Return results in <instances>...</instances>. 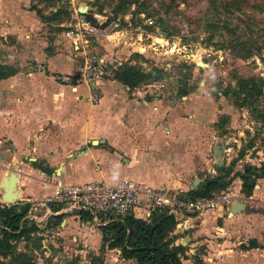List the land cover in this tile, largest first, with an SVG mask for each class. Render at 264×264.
Returning <instances> with one entry per match:
<instances>
[{
	"label": "crops",
	"instance_id": "0c3cea01",
	"mask_svg": "<svg viewBox=\"0 0 264 264\" xmlns=\"http://www.w3.org/2000/svg\"><path fill=\"white\" fill-rule=\"evenodd\" d=\"M65 3L69 5L68 13L59 23H42L29 9L35 6L46 17L58 7L63 9ZM76 6L79 7L71 0H59L55 8L32 0H0V43L6 44L0 65L15 70L14 75L0 80V207L28 205L34 199L51 195L56 184L103 182L113 185L121 180H131L153 189H173L186 194L195 177L188 181L187 178L197 170L195 158L178 153L176 135L182 137L179 126L190 121L198 130H207L208 123L216 129L218 121L215 119L224 112L220 109L221 104L213 103L208 97L206 82L196 95L185 90L186 95L180 96L182 102L176 105L171 101L173 93L165 95L164 79L156 80L160 87L146 89L144 84L129 89L114 80L113 71H110L111 77L92 80L88 86L85 83L60 84L57 77L74 74L79 65V61L70 56L72 39L66 34L75 11L77 13ZM90 9L85 15L99 17ZM57 28L61 30L56 31ZM7 39H12V45L8 46ZM110 45L114 46V43ZM123 45L126 47L130 43L123 42ZM89 47L108 60L117 59L120 53L103 40L91 41ZM16 57L20 60L15 65ZM132 60L129 58L127 65L134 66ZM65 64L69 65V70L63 69ZM114 84L118 86L116 89ZM92 89L99 93L94 103L87 100ZM221 98L224 97L219 93L218 103ZM184 102H191L189 110L184 111ZM126 135L131 137L124 143L121 137ZM90 141L98 144L93 146ZM256 155L260 158L247 159L250 165L264 161L262 154ZM106 162L109 170L104 167ZM211 173L203 176L200 184L217 176L216 171L214 176ZM220 173V181L227 182L223 189H228L229 195L236 199L227 208L218 207L200 219L176 224L178 228L175 226L173 234L179 231L186 235L185 240L178 242L181 237L175 234L178 236L175 244L194 247L186 251L190 252L188 258L185 252L181 262L264 264V179L256 180L250 196L244 197L240 193L242 172ZM179 176L183 180L174 189V177ZM236 201H241L244 209L229 215L227 210ZM136 216L139 220H148L141 219L142 211ZM69 220L76 228L88 226L90 230L94 229L88 221L71 215L63 217L54 226L61 227ZM99 230H94L91 239L93 244L99 242L101 246ZM250 242L254 247L248 248ZM103 247L118 253L117 264L120 261L136 264L134 260L120 259L118 249Z\"/></svg>",
	"mask_w": 264,
	"mask_h": 264
},
{
	"label": "rangeland",
	"instance_id": "374dc122",
	"mask_svg": "<svg viewBox=\"0 0 264 264\" xmlns=\"http://www.w3.org/2000/svg\"><path fill=\"white\" fill-rule=\"evenodd\" d=\"M71 1L74 6L92 8V12L100 8V14H96L99 17L89 16L90 23L103 27L111 24L112 31L117 32V35L102 39L104 43L120 52L117 56L124 64L130 58L135 67L146 73L153 68L161 70L162 79L166 81L165 95L173 93L171 101L175 105L182 102L178 92L186 90L188 94L196 95L206 82L208 97L213 103L221 104L220 109L224 111L219 120V116L215 119L218 121L216 129L208 123L207 130H198L188 121L186 125L179 126L182 137L176 135L178 153H187L195 158L197 172L210 169V175H215L217 166L211 155L213 145H223L220 167L231 172H243L250 165L248 158H260L256 154L264 156V0ZM122 3H128L127 10L117 12ZM68 7L65 3L61 9L62 19L66 18ZM10 40H6L8 46L12 45ZM123 42L130 45L125 47ZM160 42L164 43L163 46ZM4 45L0 43V61H3ZM118 58L115 60L119 61ZM19 60L16 57L13 64ZM63 69L69 70V65L65 64ZM249 79L260 82L261 95L247 99L248 105L240 109L233 107L231 97L221 98L218 103L219 93L227 88L235 90L239 80ZM152 81L156 80L149 79L137 86ZM117 87V84L113 85L114 89ZM79 91L84 92L83 89ZM240 96L242 98L243 94ZM190 104L184 102V111L189 110ZM130 137L121 138L126 143ZM262 162L256 163L257 167ZM250 166L255 167L253 164ZM104 167L109 170L107 162ZM193 174L186 173L189 175L187 181L195 177ZM180 175L184 176V173ZM181 176L174 177L172 188L180 186ZM84 227L76 228L72 220L61 227L48 224L41 233L29 235V239L11 242L7 254L23 252L36 264H117L119 259L115 250L108 251L99 246V242L93 244L91 238L96 228ZM174 234L181 237L178 242L185 240V233L178 231ZM185 248L186 251L194 249L188 244ZM186 255L188 258L190 252ZM119 264L130 263L120 261Z\"/></svg>",
	"mask_w": 264,
	"mask_h": 264
},
{
	"label": "built area",
	"instance_id": "2783aa9c",
	"mask_svg": "<svg viewBox=\"0 0 264 264\" xmlns=\"http://www.w3.org/2000/svg\"><path fill=\"white\" fill-rule=\"evenodd\" d=\"M84 15L75 11V18L66 33L72 39L69 46L70 56L79 61V65L74 74L57 77V81L63 85L85 83L88 86L92 80L111 77L110 71L121 65L115 59L108 60L103 55L98 56L89 47L91 41L117 35V32L112 31V25L94 26ZM160 86L157 81H152L143 87L151 89ZM98 98V91L90 90L87 100L94 103ZM259 162L261 161H257ZM183 194L185 193H178L173 189H153L144 183L131 180H121L113 185L103 182L56 184L51 195L28 202L27 211L18 224V231L33 225L34 233H41L47 227L49 218L56 214L77 217L84 214L89 216L88 223L92 227L101 228L111 223H122L127 216L139 219L136 213L141 211V219H147L156 210L171 215L179 225L188 219H200L218 207L227 208L236 199L229 195L228 189L216 191L209 197L182 199L180 196Z\"/></svg>",
	"mask_w": 264,
	"mask_h": 264
},
{
	"label": "trees",
	"instance_id": "16d2710c",
	"mask_svg": "<svg viewBox=\"0 0 264 264\" xmlns=\"http://www.w3.org/2000/svg\"><path fill=\"white\" fill-rule=\"evenodd\" d=\"M32 1L43 3L44 6L48 8H55L56 2L59 0ZM126 4L128 3H122L116 11H120L121 13L125 12L127 10ZM29 9L36 13L42 23L48 21H56L59 23L62 21V7H58L55 12H49L46 17L42 16L40 11L34 6H30ZM100 11L101 9L98 8L94 13L100 14ZM66 14L67 13H65V15ZM84 17L91 22V18L88 15H84ZM59 30H61V28L56 29V31ZM14 74L15 70L13 68L0 65V80L6 79ZM162 76L161 70L156 68L150 70L149 73H144L139 68L127 64H121L113 70L112 75L114 80L129 89L149 79L160 80ZM259 83V81L254 79L239 80L236 83L235 90H229V88H227L221 95L223 97H231L233 99V107L240 109L248 105L247 99H251L254 95H261ZM241 94H243L242 98H240ZM178 95L185 96L186 91L178 92ZM215 171L217 172V176L199 184L194 190L188 191L186 193L187 199L198 196L209 197L214 192L225 188L227 182L220 181L221 176L218 175L220 172L227 174L228 170L220 167L216 168ZM241 174L240 193L244 197H248L251 194L255 181L264 179V162H262L259 167L250 165L245 167ZM27 208L28 205L21 206L20 208H17L16 205L0 207V264H35L32 259L23 252H15L11 255L7 254L11 242L29 239V235L35 232L33 225L23 227L18 231V224L25 215ZM65 216L67 215L60 214L51 216L48 220V224L54 222L53 225H57ZM79 219L88 221L89 216L83 214L79 216ZM175 226L176 223L173 217L167 215L164 211H154L150 214L147 221L127 216L122 223H111L105 227L99 228L101 246L106 245L107 249H118L120 251V259L134 260L136 264H183L181 260L185 259L184 255L186 248L180 244H175L178 238V236L173 234ZM249 247H254L253 242L248 244V248Z\"/></svg>",
	"mask_w": 264,
	"mask_h": 264
},
{
	"label": "water",
	"instance_id": "95a60500",
	"mask_svg": "<svg viewBox=\"0 0 264 264\" xmlns=\"http://www.w3.org/2000/svg\"><path fill=\"white\" fill-rule=\"evenodd\" d=\"M90 8L87 7H83V6H79L77 8V13L78 14H86L88 11H90ZM162 33V32H161ZM164 34V33H162ZM91 145H97L98 142L96 141H90L89 142ZM223 149V145L222 144H218V145H213L212 149H211V154L215 160V165L218 167H220L222 165V161H221V152ZM70 157V156H69ZM206 173H210V169H207L206 172H197L195 174V178L192 180V182L190 183V185L188 186V191L194 190L202 181L203 176L206 175ZM182 199H186V194H183L180 196ZM244 209V205L241 201H236L235 203H233L229 208H228V213L229 215H234L237 214L239 212H242ZM176 228H178V225H176Z\"/></svg>",
	"mask_w": 264,
	"mask_h": 264
},
{
	"label": "bare ground",
	"instance_id": "6f19581e",
	"mask_svg": "<svg viewBox=\"0 0 264 264\" xmlns=\"http://www.w3.org/2000/svg\"><path fill=\"white\" fill-rule=\"evenodd\" d=\"M163 44H164L163 42H160V45L163 46ZM13 176H14V175H13ZM3 182H4V184H6V181H5V180H4ZM12 195H13V194H12Z\"/></svg>",
	"mask_w": 264,
	"mask_h": 264
}]
</instances>
